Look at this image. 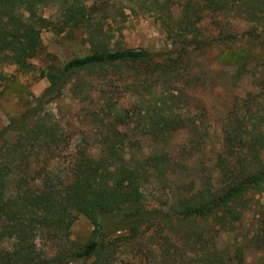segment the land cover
<instances>
[{
    "label": "trees",
    "instance_id": "trees-1",
    "mask_svg": "<svg viewBox=\"0 0 264 264\" xmlns=\"http://www.w3.org/2000/svg\"><path fill=\"white\" fill-rule=\"evenodd\" d=\"M48 1L60 2L62 26L58 31L63 27L89 26L81 0H0L2 61L24 65V60L35 55L40 46V30L53 27L48 18L38 13ZM168 1L155 3L160 12H165L167 21L160 15L159 20L175 43L171 50L110 47L100 31L93 28L87 35L89 52L43 71L47 85L21 114L0 128V158L5 156L0 159V264H108L115 241L133 239L141 231L160 225L169 233L179 231L182 240L196 244L200 264H243L240 246L223 253L212 241L207 248L200 223L216 226L214 232L229 229L240 207L246 205L245 197L264 189V130L259 125L249 129V119L244 114H234L222 128L221 143L213 160L220 177L217 185L209 183L196 191L184 189L164 210L146 207L141 188L148 177L166 174L168 156L165 152L144 155L137 151L136 139H130L124 127L134 120L143 122L147 128H141V134H151L159 142L165 141L171 131L184 127V119L170 108L166 95L153 101L151 109L128 110L111 99L100 101V108L89 112L98 124V150L76 147L67 163L65 179L51 176L49 164L61 139L55 120L42 117L43 107L60 96L69 82L75 89L77 83L71 81L72 76L83 71L98 74L107 68H120L137 84L136 90L140 87L141 93L152 95L149 90L157 81L179 78L190 51L210 45L198 27L206 15L230 5L239 7L241 3L247 5L246 14L252 16L256 5V0H184L178 17L172 19ZM242 34L254 42L257 53H264V40ZM216 38L238 40L232 34ZM236 60L231 73L235 79L248 71L244 57ZM261 67L263 80L258 83L264 92V65ZM189 122L194 127L191 119ZM9 136L11 140L7 139ZM36 180L38 184L34 183ZM77 215L90 223L91 230L84 243L69 247V228ZM259 225L252 240L264 243V219ZM39 233L49 236L55 244L53 251L37 247L34 239Z\"/></svg>",
    "mask_w": 264,
    "mask_h": 264
},
{
    "label": "rangeland",
    "instance_id": "rangeland-1",
    "mask_svg": "<svg viewBox=\"0 0 264 264\" xmlns=\"http://www.w3.org/2000/svg\"><path fill=\"white\" fill-rule=\"evenodd\" d=\"M155 1L163 0H81L89 26L63 27L60 31V2L48 1L41 5L38 13L48 18L53 27L40 30V46L35 55L24 60V65L13 60L2 61L0 56V128L10 118L21 114L47 85L46 78L41 75L43 71L49 66L60 67L70 58L89 52L87 35L93 28L100 31L99 35L110 47L150 52L171 50L175 43L159 20L160 15L164 22L167 21L165 12H160ZM183 1H168L167 10L172 19L178 17ZM255 4L252 16L246 14L247 5L241 3L239 7L230 5L223 11L206 15L198 27L210 45L190 51L184 58L179 78L157 81L149 90L152 95L141 93L140 87L136 90L137 84L120 68H107L98 74L83 71L72 76L71 81L77 83L75 89H71L69 82L60 96L43 107L42 117L55 120L61 139L49 164L51 176L65 179L67 163L76 147L89 148L92 152L98 150V124L89 112L100 108V101L111 99L124 109L136 110L150 108L153 101L157 102L166 95L170 108L184 119V127L171 131L163 142L146 132L141 134V128H147L143 122L134 120L124 127L127 136L136 139L137 151L144 155L165 152L168 156L166 174L148 177L143 183V203L146 207L164 210L173 205L184 189L196 191L209 183L216 186L220 177L213 160L228 119L234 114H244L249 119L246 122L249 129H256L259 125L264 130V92L258 83L263 80L260 74L264 53H257L254 42L242 34L249 33L264 40V0H256ZM226 34H232L238 40L230 42L216 38ZM238 57L245 58L248 71L235 79L231 73ZM190 119L194 127H191ZM4 157L2 155L0 159L4 160ZM34 183L38 184V180ZM245 198L246 205L240 207L229 229L214 232L216 226L200 223L204 228V244L210 248L213 241L223 253H230L240 246L243 264H264V243L252 240L264 219V189ZM90 230V223L82 215H77L69 228L66 245L75 247L84 243ZM34 241L43 251L55 249L47 234H37ZM115 244L108 264H200L197 245L191 244V240H182L179 231L169 233L164 225L145 229L137 237L117 240Z\"/></svg>",
    "mask_w": 264,
    "mask_h": 264
}]
</instances>
